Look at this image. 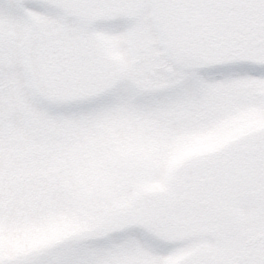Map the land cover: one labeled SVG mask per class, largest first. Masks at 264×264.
<instances>
[{"label":"snow or ice","instance_id":"snow-or-ice-1","mask_svg":"<svg viewBox=\"0 0 264 264\" xmlns=\"http://www.w3.org/2000/svg\"><path fill=\"white\" fill-rule=\"evenodd\" d=\"M0 264H264V0H0Z\"/></svg>","mask_w":264,"mask_h":264}]
</instances>
